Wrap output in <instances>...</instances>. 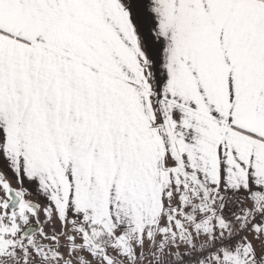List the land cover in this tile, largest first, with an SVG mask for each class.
Instances as JSON below:
<instances>
[{
  "label": "snow or ice",
  "instance_id": "6c2138e0",
  "mask_svg": "<svg viewBox=\"0 0 264 264\" xmlns=\"http://www.w3.org/2000/svg\"><path fill=\"white\" fill-rule=\"evenodd\" d=\"M0 264H264V0H0Z\"/></svg>",
  "mask_w": 264,
  "mask_h": 264
}]
</instances>
